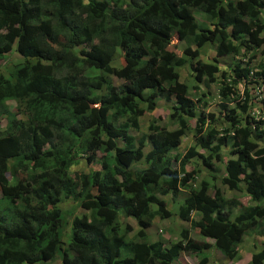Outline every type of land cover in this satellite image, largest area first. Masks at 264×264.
<instances>
[{"label": "trees", "instance_id": "16d2710c", "mask_svg": "<svg viewBox=\"0 0 264 264\" xmlns=\"http://www.w3.org/2000/svg\"><path fill=\"white\" fill-rule=\"evenodd\" d=\"M173 40H185L186 60ZM206 45L211 64L198 60ZM263 46L264 0H0V60L12 51L20 56L7 77L0 74V264H182L181 255L210 248L189 231L211 240L225 259H238L245 232L264 237V109L254 121L245 88L232 107L219 105V133L206 130L213 117L194 115L199 102L176 70L188 63L196 85L217 76L225 99L254 76L264 84ZM223 57L237 61L220 71L215 58ZM158 99L172 101L174 128L152 120L146 133L132 136ZM188 131L194 143L178 157ZM227 144L215 187L214 163ZM79 159L86 173L70 171ZM202 171L210 182L196 184ZM240 186L250 204L231 218L237 205L222 189ZM164 195L181 196L174 214ZM66 201L74 209L65 215ZM118 215L134 222L129 239ZM167 218L187 226L174 241H148L153 220ZM123 245L129 255L120 258ZM251 247L245 264H264V243Z\"/></svg>", "mask_w": 264, "mask_h": 264}, {"label": "rangeland", "instance_id": "374dc122", "mask_svg": "<svg viewBox=\"0 0 264 264\" xmlns=\"http://www.w3.org/2000/svg\"><path fill=\"white\" fill-rule=\"evenodd\" d=\"M195 20H200L199 16H197L196 13H194ZM173 43L175 45V52H178V54H181V57L183 59H187L183 54L182 51L186 48V43L184 41L179 40H173ZM190 49H194V46H190ZM260 49L264 50V46ZM213 51L212 47L210 45H206L203 49L200 51V55L198 56V60H200L202 63L211 64L213 59ZM260 56L258 55V58ZM257 58V57H256ZM215 64L218 67V70L226 71L228 67H231L232 64H235L236 59H230L228 57L223 58H215ZM20 62V56H18L13 51L10 53V55L2 60H0V74H2L3 77H7L9 72L12 70V67ZM244 62V59L242 60V63ZM112 66L115 67L116 63L113 62ZM178 75V82L185 85L187 88V93L190 99H193L195 103L199 102L197 105L196 111L194 115L197 117L200 115V113L203 114H210L213 117L214 123L205 125L206 130L209 129H215L217 133H219L220 129L224 126L223 123L217 121L218 116H221V109L219 108L220 104H224L228 106L229 108L232 107L235 103H238L241 100V97L243 98V89H247L248 91V97L251 99L252 104V110L254 111V115L256 116V120H258V115L260 112L258 110L264 109V84L261 82V79H258L256 76L253 77L249 81L247 85L239 84L237 86H234L231 89V95L227 96L225 99L218 96V90L221 86H223V83H221L220 79L214 77V80L212 82H209L208 84H205V79H202L199 84H195L192 80L193 76L191 75L188 67V63H186L183 67L176 70ZM110 81L113 85L117 86L121 82L117 80L116 78H110ZM193 87H197L196 90L193 89ZM237 97L236 100H233L234 97ZM172 102V101H171ZM165 103L162 100H155V109L149 112H145V114L139 118L138 125L136 130H131L130 134L132 136H138L140 134L146 133L147 126L151 123L152 120H155V124L157 123L161 127H166L168 129L174 128L175 125L171 124L169 125V121L167 119L168 117V104ZM4 105H7L10 109V112H14V105H12L9 102H6ZM236 113H238L236 111ZM159 117V118H158ZM4 121V120H0ZM264 122V121H263ZM189 128L193 127V121H188L187 123ZM1 128L4 127L3 122L0 123ZM229 142V141H228ZM194 143L193 136L191 132H187L186 137H184L180 141L179 147L175 151V155L178 157H181L186 149L191 147ZM258 143V142H257ZM260 143H258L259 145ZM228 144L226 147H222L220 149V156L221 161L217 164L214 163V166L219 170V173H212L213 177L215 178V181L213 182V185L215 187H219L218 180L223 176L222 169H223V163L226 160V151L228 150ZM227 149V150H226ZM193 160H191L192 162ZM172 166L174 169L177 167V163H172ZM89 167H93L95 169H98V166H96L95 162H91L89 164ZM192 169L191 163H187L184 167V171H190ZM70 171L76 172V173H86L87 172V166L83 159H79L77 161V164L70 167ZM200 180H206L210 182V178L205 172H196V179L195 183L198 184ZM11 184V181L9 182ZM222 195L227 200H233L235 204L237 205L233 209H230L231 211V218L235 216L237 211L239 210V206H245L247 204H250L247 196L243 193V188L240 186L239 191H228L225 189H222ZM1 198V195H0ZM159 198L164 202L165 208L170 211L171 213H175L177 205L180 202L181 196H177L174 200H171L170 195H164L159 196ZM60 208L62 212L66 215L67 212H69L71 209H74V203L72 201H66L60 203ZM83 213L81 210H76L75 214H81ZM191 218L196 220L198 218V214H192ZM118 220L121 223V225H126L128 227L125 237L126 239H129L130 236L135 232L134 222L130 218H122L118 215ZM187 223L180 222L179 220L175 218H167L165 220H158L155 219L152 222V225L147 230V238L148 241H154L158 238H167V240L174 241L176 239L177 232L179 231V228L186 227ZM122 227V226H121ZM124 227V226H123ZM125 228V227H124ZM121 232V228H120ZM188 235L196 240V241H203L206 242L208 245H210L209 250L201 253L202 256H205L207 258L208 264H245L249 258L250 251L252 250L251 245H255L258 248L264 243V237L256 236L255 230L252 229L250 231H247L242 236L240 243L238 244V259L228 260L225 259L217 250L211 247L212 242L209 239L201 238L199 235L195 234L192 231H189ZM67 236L68 231H65L64 237L62 239L63 246L67 243ZM129 255V247L127 245H123L120 248L119 251V257L123 258ZM201 255H194V254H188V255H181L178 259L179 262L182 264H193L196 262L197 258Z\"/></svg>", "mask_w": 264, "mask_h": 264}, {"label": "clouds", "instance_id": "9594fccd", "mask_svg": "<svg viewBox=\"0 0 264 264\" xmlns=\"http://www.w3.org/2000/svg\"><path fill=\"white\" fill-rule=\"evenodd\" d=\"M252 112H254V111H253L252 108H251V109H250V115H251ZM251 117H252V116H251ZM252 118H253V117H252ZM255 120H256V119H254V121H255ZM261 120L264 121L263 118H262ZM210 241H211V240H210ZM211 242H212V241H211Z\"/></svg>", "mask_w": 264, "mask_h": 264}, {"label": "built area", "instance_id": "2783aa9c", "mask_svg": "<svg viewBox=\"0 0 264 264\" xmlns=\"http://www.w3.org/2000/svg\"><path fill=\"white\" fill-rule=\"evenodd\" d=\"M259 112V111H258ZM251 116L256 119V116L254 115V112L251 113Z\"/></svg>", "mask_w": 264, "mask_h": 264}]
</instances>
